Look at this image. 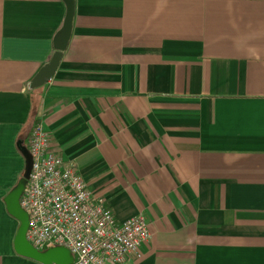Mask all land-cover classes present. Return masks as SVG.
<instances>
[{"label": "crops", "instance_id": "1", "mask_svg": "<svg viewBox=\"0 0 264 264\" xmlns=\"http://www.w3.org/2000/svg\"><path fill=\"white\" fill-rule=\"evenodd\" d=\"M0 0V264L20 255L5 199L31 97L52 149L118 222L150 238L126 264H264V0Z\"/></svg>", "mask_w": 264, "mask_h": 264}, {"label": "built area", "instance_id": "2", "mask_svg": "<svg viewBox=\"0 0 264 264\" xmlns=\"http://www.w3.org/2000/svg\"><path fill=\"white\" fill-rule=\"evenodd\" d=\"M27 148L30 171L19 203L33 248H65L72 264H126L141 257L150 238L143 216L118 222L107 201L89 190L76 165L52 149L40 123L32 129Z\"/></svg>", "mask_w": 264, "mask_h": 264}, {"label": "water", "instance_id": "3", "mask_svg": "<svg viewBox=\"0 0 264 264\" xmlns=\"http://www.w3.org/2000/svg\"><path fill=\"white\" fill-rule=\"evenodd\" d=\"M66 12L62 23V26L56 36L53 39V47L55 50L54 55L50 59L49 63L43 67L36 77L32 80L31 89L39 88L50 81L54 75L58 63L61 58V54L66 49L68 44L71 29H72V19L74 11V1L73 0H62ZM25 159V167L23 171L22 178L19 180L17 185L12 189L5 203L8 212L14 216L20 223L18 233L15 239V250L18 254L25 257L34 259L42 264H72L73 258L70 252L62 247L48 249L46 251H38L33 248L26 240L27 224L28 219L25 212L20 208V197L22 195L26 180L29 176L30 171V156L28 150L25 147L19 148Z\"/></svg>", "mask_w": 264, "mask_h": 264}, {"label": "trees", "instance_id": "4", "mask_svg": "<svg viewBox=\"0 0 264 264\" xmlns=\"http://www.w3.org/2000/svg\"><path fill=\"white\" fill-rule=\"evenodd\" d=\"M39 102L36 100L35 95L31 97V110H30V121H31V131L38 125L37 112H38ZM30 131V133H31ZM29 133V134H30ZM28 140V138H27Z\"/></svg>", "mask_w": 264, "mask_h": 264}]
</instances>
